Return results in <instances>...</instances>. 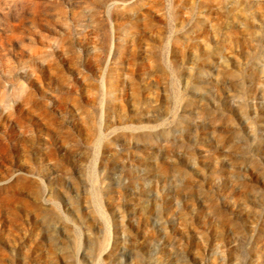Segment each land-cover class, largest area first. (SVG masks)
Segmentation results:
<instances>
[{"label": "rangeland", "instance_id": "obj_1", "mask_svg": "<svg viewBox=\"0 0 264 264\" xmlns=\"http://www.w3.org/2000/svg\"><path fill=\"white\" fill-rule=\"evenodd\" d=\"M0 264H264V0H0Z\"/></svg>", "mask_w": 264, "mask_h": 264}]
</instances>
